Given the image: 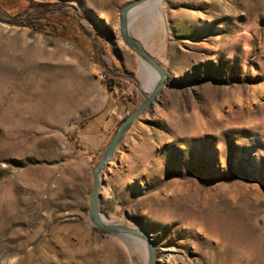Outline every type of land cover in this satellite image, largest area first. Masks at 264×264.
<instances>
[{
    "label": "rangeland",
    "instance_id": "374dc122",
    "mask_svg": "<svg viewBox=\"0 0 264 264\" xmlns=\"http://www.w3.org/2000/svg\"><path fill=\"white\" fill-rule=\"evenodd\" d=\"M132 1L0 0V264L147 263L89 218L94 167L155 87L121 34ZM161 1L130 34L168 79L103 172L101 215L147 230L155 264H264V0Z\"/></svg>",
    "mask_w": 264,
    "mask_h": 264
},
{
    "label": "water",
    "instance_id": "95a60500",
    "mask_svg": "<svg viewBox=\"0 0 264 264\" xmlns=\"http://www.w3.org/2000/svg\"><path fill=\"white\" fill-rule=\"evenodd\" d=\"M148 1L151 0H135L127 4L122 9L120 14V29L122 37L129 48L136 52L141 57V59L149 63L158 72L159 79L155 87L151 91L150 96L147 97L146 100L119 125V128L116 131L115 135L112 137L109 145L107 146L103 157L94 167V186L90 196L89 218L95 228H97L101 232H104L106 234L118 235L125 239L136 238L139 240H144L148 251V261L145 264H155V244L153 243L149 232L141 228L124 227L120 224L106 223L101 217L100 209V191L102 188L103 172L105 168L109 165L118 147L122 143L126 133L129 131L134 122L143 114H145V112L149 109L153 101L162 92L166 80L168 79V74L163 69V67L159 65V63H157V61L153 59L144 48L140 47L130 34V19L132 13Z\"/></svg>",
    "mask_w": 264,
    "mask_h": 264
},
{
    "label": "bare ground",
    "instance_id": "6f19581e",
    "mask_svg": "<svg viewBox=\"0 0 264 264\" xmlns=\"http://www.w3.org/2000/svg\"><path fill=\"white\" fill-rule=\"evenodd\" d=\"M162 1L161 0H151L146 2L145 4L141 5L139 8H137L132 15H137L138 13L146 10V9H150L152 8L153 10H155L158 6L162 5ZM144 66H146L149 70H151V72L154 74V80H155V85L159 79V74L158 72L146 61H143ZM103 221H105L106 223H113L115 224L113 221H110L109 219L106 218V216L104 214L101 215ZM218 222H210V225L212 227L218 226ZM144 241V240H143ZM145 242V241H144ZM169 258L170 256L166 257L165 260H167V262H169ZM170 263V262H169Z\"/></svg>",
    "mask_w": 264,
    "mask_h": 264
},
{
    "label": "trees",
    "instance_id": "16d2710c",
    "mask_svg": "<svg viewBox=\"0 0 264 264\" xmlns=\"http://www.w3.org/2000/svg\"><path fill=\"white\" fill-rule=\"evenodd\" d=\"M28 21V20H27ZM37 30L38 29H40V28H42V27H40V26H38V25H35L34 26ZM46 32H50V31H46ZM104 82V84L109 88V90L110 91H112V93L115 95V96H118V92H117V90H116V88H115V80L113 79V78H111L110 80H105V81H103ZM113 106V105H112ZM112 106L111 105H109L108 106V108H112ZM104 112L105 111H102L100 114H97L96 116H94V117H91V118H88V119H85L82 123H81V128H86V127H88L90 124H92L94 121H95V119H97L98 117H100V116H103V114H104ZM113 115H114V113H112ZM109 113L107 112L106 113V117H109ZM130 115V114H129ZM128 115V116H129ZM127 116V117H128ZM127 117H125L122 121H121V123L127 118ZM120 123V124H121Z\"/></svg>",
    "mask_w": 264,
    "mask_h": 264
}]
</instances>
